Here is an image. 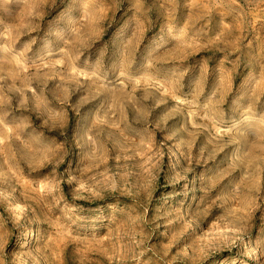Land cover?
Segmentation results:
<instances>
[{
	"label": "rangeland",
	"instance_id": "rangeland-1",
	"mask_svg": "<svg viewBox=\"0 0 264 264\" xmlns=\"http://www.w3.org/2000/svg\"><path fill=\"white\" fill-rule=\"evenodd\" d=\"M0 264H264V0H0Z\"/></svg>",
	"mask_w": 264,
	"mask_h": 264
}]
</instances>
